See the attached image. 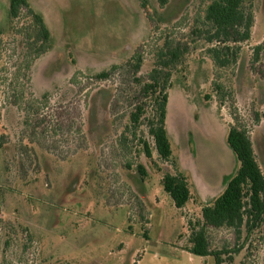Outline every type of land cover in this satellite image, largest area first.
Returning a JSON list of instances; mask_svg holds the SVG:
<instances>
[{
	"label": "rangeland",
	"instance_id": "1",
	"mask_svg": "<svg viewBox=\"0 0 264 264\" xmlns=\"http://www.w3.org/2000/svg\"><path fill=\"white\" fill-rule=\"evenodd\" d=\"M26 2L50 47L37 43L44 50L35 58L24 36L31 19L21 11L8 22L9 0H0V264H215L181 247L188 223L238 167L225 144L229 126L247 131L264 173V51L254 58L264 0L252 1L251 38L234 46L238 60L227 69L213 66L210 45L195 32L206 0L163 8L156 0ZM165 43L185 49L167 89L170 163L154 149L152 102L139 92ZM110 70L108 79L94 78ZM214 83L224 86L222 105ZM141 102L146 112L134 128L130 114ZM176 170L191 194L180 209L161 185ZM206 234L215 250L242 245L222 264H264V225L247 237L227 228Z\"/></svg>",
	"mask_w": 264,
	"mask_h": 264
},
{
	"label": "trees",
	"instance_id": "2",
	"mask_svg": "<svg viewBox=\"0 0 264 264\" xmlns=\"http://www.w3.org/2000/svg\"><path fill=\"white\" fill-rule=\"evenodd\" d=\"M159 7L163 8L168 0H156ZM201 27L195 32L206 44L210 45L206 53L216 69L233 68L238 60V44L245 43L251 38V29L254 22L251 3L253 0H206ZM21 11L31 19V25L26 29L25 37H31L35 58L43 52V47L49 48V33L41 18L29 7L26 0H9L8 22L12 23ZM151 21V16L146 13ZM31 29L36 31L33 37L29 34ZM32 30V31H33ZM37 43L43 47H35ZM46 50V49H45ZM254 58L259 51H264V42L255 47ZM185 49L183 47L169 46L156 49L152 68L147 74V81L141 83L139 92L142 98L152 102L153 115L148 121V134L153 141L157 155L164 162H171V148L165 128L167 89L173 70L178 68L183 61ZM135 62L134 70H138L141 57L137 52L130 62ZM31 62H27L29 65ZM29 66H26L28 68ZM181 67V66H180ZM116 67H112L113 71ZM110 71H104L94 76L98 79H108ZM213 88L217 94L220 105L223 104L224 86L214 83ZM15 103L14 101H12ZM144 103L136 105L130 114V123L135 128L141 123L145 114ZM260 116L264 118V111ZM258 119V117H257ZM40 122V121H39ZM39 127V123H36ZM36 126V127H37ZM143 152L151 158V152L146 142L142 141ZM225 144L235 156L238 167L234 176L228 181L223 192L201 208L199 221L189 224V232L185 237V244L181 247L191 255L198 257L211 256L215 264H222V255L230 252L237 253L242 245L235 250L224 248L215 250L210 246L206 231L208 229L227 228L232 230L237 237L244 232L249 236L252 232L264 225V173H262L249 134L238 125L227 128ZM161 185L165 193L172 199L176 208L180 209L190 200L191 194L186 177L176 170L174 173H165L161 178ZM181 238V237H180ZM230 259V258H229ZM228 259V260H229Z\"/></svg>",
	"mask_w": 264,
	"mask_h": 264
}]
</instances>
